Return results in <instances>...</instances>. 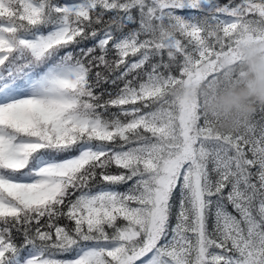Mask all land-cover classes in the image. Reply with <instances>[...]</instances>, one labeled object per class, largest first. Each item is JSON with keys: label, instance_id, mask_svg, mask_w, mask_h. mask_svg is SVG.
<instances>
[{"label": "snow or ice", "instance_id": "6c2138e0", "mask_svg": "<svg viewBox=\"0 0 264 264\" xmlns=\"http://www.w3.org/2000/svg\"><path fill=\"white\" fill-rule=\"evenodd\" d=\"M244 33L264 0H0V264H264V119L163 91Z\"/></svg>", "mask_w": 264, "mask_h": 264}, {"label": "trees", "instance_id": "16d2710c", "mask_svg": "<svg viewBox=\"0 0 264 264\" xmlns=\"http://www.w3.org/2000/svg\"><path fill=\"white\" fill-rule=\"evenodd\" d=\"M263 61L264 35L244 33L230 47L198 57L163 91L178 109L188 99L193 129L206 124L212 134H232L264 119Z\"/></svg>", "mask_w": 264, "mask_h": 264}, {"label": "rangeland", "instance_id": "374dc122", "mask_svg": "<svg viewBox=\"0 0 264 264\" xmlns=\"http://www.w3.org/2000/svg\"><path fill=\"white\" fill-rule=\"evenodd\" d=\"M262 67H263V74H264V61L261 63ZM189 95H187V98H188ZM188 108H189V104H188V99H185V103L183 105V109L187 110V113L189 114V111H188Z\"/></svg>", "mask_w": 264, "mask_h": 264}]
</instances>
